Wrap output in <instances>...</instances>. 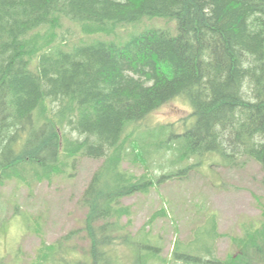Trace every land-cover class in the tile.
<instances>
[{
    "label": "trees",
    "instance_id": "1",
    "mask_svg": "<svg viewBox=\"0 0 264 264\" xmlns=\"http://www.w3.org/2000/svg\"><path fill=\"white\" fill-rule=\"evenodd\" d=\"M154 18L175 20L176 32L147 29L121 44L65 39L64 20L93 35ZM173 99L187 117L145 124ZM82 157L101 160L81 197L88 245L79 253L70 231L34 264H122L121 244L136 250L133 264H264L263 204L223 259L214 215L164 258L147 226L131 233L122 203L203 161L228 169L252 159L264 183V0H0V185L70 175Z\"/></svg>",
    "mask_w": 264,
    "mask_h": 264
},
{
    "label": "rangeland",
    "instance_id": "2",
    "mask_svg": "<svg viewBox=\"0 0 264 264\" xmlns=\"http://www.w3.org/2000/svg\"><path fill=\"white\" fill-rule=\"evenodd\" d=\"M63 24L67 33L72 34H65V39L77 42L102 39L121 44L147 29L174 28L171 32H176L175 20L163 18L143 19L93 35H83L71 21L64 20ZM55 42H59L58 34L51 43ZM188 114L186 103L173 99L156 109L145 124H176ZM100 162L82 157L72 163L70 175L55 174L29 186L13 179L0 185V264H34L40 248L73 230L79 231L71 240L81 253L80 248L88 245L80 232L87 213L81 204L82 192ZM123 167L137 175L143 173L140 165L129 161ZM186 174L155 183L147 194L138 193L122 200L131 206V233L147 226L160 239V253L167 258L175 240L189 239L205 217L214 215L219 233L217 255L223 259L235 256L238 248L233 238L241 234L243 224L257 223L264 205L263 173L259 165L244 158L238 167L226 169L203 161ZM161 211L163 216L157 215L153 223L146 224ZM113 251L122 264L135 261L136 250L129 244L116 245Z\"/></svg>",
    "mask_w": 264,
    "mask_h": 264
}]
</instances>
